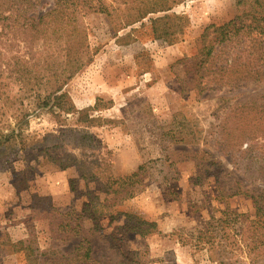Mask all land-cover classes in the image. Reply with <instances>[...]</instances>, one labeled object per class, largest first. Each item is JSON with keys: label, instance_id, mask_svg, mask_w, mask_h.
Listing matches in <instances>:
<instances>
[{"label": "rangeland", "instance_id": "374dc122", "mask_svg": "<svg viewBox=\"0 0 264 264\" xmlns=\"http://www.w3.org/2000/svg\"><path fill=\"white\" fill-rule=\"evenodd\" d=\"M55 1L35 0L33 11L45 12ZM104 3L106 10L80 15L92 58L64 87L70 99L64 109L70 102L72 107L34 112L19 122L20 134L0 147V264L36 262L38 253L56 242L48 220L40 217L49 215L51 206L72 203L77 211L88 203L96 212L97 220H86L85 230L95 223L99 232L110 233L122 223L111 221L114 211L156 222L154 233L115 240L118 250L97 231H84L94 233L93 253L102 261L141 251V264H252L233 215L220 223L215 243L206 229L218 226L225 208L254 218L251 196L231 194L237 187L249 193L264 188V140L237 144L235 132L226 135L219 122L235 103L264 104V83L196 97L194 90L183 94L180 82L186 76L181 60L196 52V38L208 24L234 17L237 0ZM150 7L160 10L132 22L138 9ZM165 15L158 24L171 27L170 38L153 33V20ZM11 78L5 72L0 81L14 99L21 91ZM0 106L6 109L0 128L10 132L18 125L15 106L4 101ZM31 139L36 144L24 154ZM43 147L54 149L40 152ZM139 166L138 175L125 179L133 196L117 200L119 194H110L112 180ZM70 241L72 248L75 238Z\"/></svg>", "mask_w": 264, "mask_h": 264}, {"label": "trees", "instance_id": "16d2710c", "mask_svg": "<svg viewBox=\"0 0 264 264\" xmlns=\"http://www.w3.org/2000/svg\"><path fill=\"white\" fill-rule=\"evenodd\" d=\"M237 4L235 16L224 23L204 27L196 38V52L181 60L186 73L184 78H180L183 94H190L194 90L195 96L199 97L213 90L236 89L250 82L264 83V0H237ZM34 6L35 0H0V80L7 72L9 78L19 83L21 91L19 97L10 99L2 90L0 81V102L15 106L14 116L18 118L17 127L10 132L0 128V147L7 146L12 138L20 134L22 129L19 122L28 120L34 112L51 110L53 107L65 108L70 101L64 90L66 83L92 58L88 32L80 15L106 10L104 0H98V5L94 4V0H56L53 7L42 13L33 11ZM158 10L154 7L138 9L139 13L132 22ZM164 18L167 19L168 15L153 20V33L156 36L167 37L171 34L170 26L164 23L166 26L161 27L158 24ZM26 99L30 102L24 105ZM69 104L64 110L72 107L71 102ZM4 107L0 106V115L5 114ZM219 127L226 135L235 132L232 138L237 140V144L254 142L253 145H257L264 140V104L254 101L235 103L219 122ZM35 144L32 139L26 141L24 154H31ZM226 145L233 144L226 141ZM260 146L264 147V142ZM50 149L54 147H43L40 152L47 153ZM51 160L60 162L55 157H51ZM69 165L68 162L60 163L61 167ZM141 169L142 166H139L129 176L115 177L110 194H119L117 200L132 197L134 188L127 185L125 179L138 175ZM206 170L216 174L214 169L207 167ZM262 171L264 168H260ZM252 192L237 187L231 195H250L255 208L254 218L249 219L245 214L225 208L223 216L216 220L218 226L209 229L210 223L206 230L211 232L209 240L215 238L220 223L233 215L239 221L251 262L255 264L258 259H264V188ZM84 206L86 209L84 207L81 211L75 209L74 203L62 207L51 206L52 212L40 217L48 220L56 242L39 252L33 264H141V251L122 252L116 261H102L93 253L90 235L94 233L84 231H97L99 237L117 248L115 240L132 234L144 237L156 232V222L135 212L114 211L111 221L122 223L114 226L110 233L99 232L101 227L95 223L85 230V221L90 219L95 222L98 217L95 210L90 211L92 206L89 207L88 203ZM72 238H75V243L70 248L68 245ZM214 238L212 243H215Z\"/></svg>", "mask_w": 264, "mask_h": 264}]
</instances>
